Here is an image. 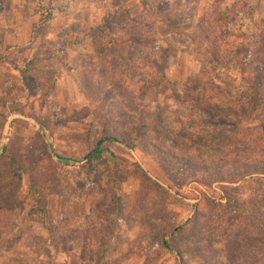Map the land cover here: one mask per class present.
<instances>
[{
	"label": "rangeland",
	"instance_id": "1",
	"mask_svg": "<svg viewBox=\"0 0 264 264\" xmlns=\"http://www.w3.org/2000/svg\"><path fill=\"white\" fill-rule=\"evenodd\" d=\"M214 9L229 73L190 46ZM261 30L264 0H0V264H264Z\"/></svg>",
	"mask_w": 264,
	"mask_h": 264
},
{
	"label": "trees",
	"instance_id": "2",
	"mask_svg": "<svg viewBox=\"0 0 264 264\" xmlns=\"http://www.w3.org/2000/svg\"><path fill=\"white\" fill-rule=\"evenodd\" d=\"M114 3L118 5V2H114ZM218 4H219L218 1L215 2V6ZM146 9L149 11L148 8H146ZM217 11H218V9H216V10L214 9L213 12L211 11L212 12L211 15L203 23L204 28L201 27V29H200V30H202V32H201L202 37H201V40L199 41V44L194 43V44H190V46L199 45L200 50H201V54H202V52H205L204 57H208V58H200L201 65H203V62H206V64L208 66H214V68H213L214 70H223V71L229 73L230 72L229 63L231 62L230 56H232L234 54V52H236L238 50V48H236V45L238 44V42L242 41V38L230 34L228 32L229 30H226L225 28H223V27H225L224 26V23H225L224 19L221 17V15H218L219 12H217ZM124 15H125V17H123ZM121 16L123 18H125V19H123V18L121 19V21L124 23V25L126 22L137 24V21H133L131 16H129L127 13H125V14L122 13ZM226 17H224V18L226 19ZM141 19H142L141 22H143L144 25H146V28L148 26L152 25L150 22H147L146 18L141 17ZM228 19H230V18H228ZM138 21L140 22V20H138ZM146 23H148V24H146ZM105 26H106L105 23H102V24H98L94 27V30L91 33V39L93 41L92 42L93 44L96 43L95 42V41H97L96 38L99 39L101 37V32L105 31ZM120 26L118 25L117 30H114V32L111 29V27H108V30L112 32V36L110 39L111 41H109V42L114 43L112 45L114 47L117 44H119V45L136 44L139 41L138 39H142L143 37H147L148 34L154 36L156 31H157V30H155L154 27H152V28H148L149 32H145V30H144V32H139V33L132 35V34H125L122 30V27H120ZM231 31L234 32L235 30H231ZM103 34H104L103 38H107L105 36L107 34L104 32H103ZM145 34L147 36H145ZM135 35H137V36H135ZM138 35H140V36H138ZM136 37H139V38H136ZM241 37H242V35H241ZM247 41L250 42V40H247ZM245 43H246V40L243 41V44H245ZM256 43H258V49L257 50L264 57V54L261 52V49L264 48V30H261V32L259 33L257 40H256ZM96 45L97 44H95V46ZM109 45H110V43L107 44L106 47L110 48ZM98 46H99V44H98ZM98 46H96V47H98ZM212 48L215 49V51L213 50L214 52L212 51ZM131 59H132L131 56L128 57L129 61H131ZM203 59H207V60H203ZM257 59H258L259 65H258V67L254 68L253 73H258L261 75L262 73H264V58L260 59L259 57H257ZM241 66L244 67L243 69L239 70L240 75H241V79H245V82L247 84L252 85L253 83L251 80L257 79V78L259 81H264V78L258 77L256 74H255L256 75L255 77L252 76V75H254V74H252V72L247 71L244 65L241 64ZM198 78L200 79V77H198ZM188 85H189V83H188ZM109 139L113 141V138H104L97 143L96 147L94 148V150L91 152L90 156L88 157V159L90 161L96 160V159H99L102 157L103 149L101 148V145H102L104 140H109ZM228 156H229V154H228ZM58 159L64 165H74V163H75V161L72 159H67V158H58ZM250 174L264 175V171L263 170L261 172L253 171ZM245 175L246 174H244V178L247 176V175L246 176ZM1 209H3V208H0V210Z\"/></svg>",
	"mask_w": 264,
	"mask_h": 264
},
{
	"label": "crops",
	"instance_id": "3",
	"mask_svg": "<svg viewBox=\"0 0 264 264\" xmlns=\"http://www.w3.org/2000/svg\"><path fill=\"white\" fill-rule=\"evenodd\" d=\"M93 9L94 8H93V6L91 5V3L89 1H85V3H77V4H75L74 14L67 17L68 22L69 23H73V25L74 24H80L81 22H79V19H77L78 18V16H77L78 14L77 13H82V20L85 19V17H86V19H89L88 15L89 14H91V15L93 14V11H94ZM85 12H87L88 15L84 16ZM99 22L100 21H95L94 24H97ZM82 24H84V22H82Z\"/></svg>",
	"mask_w": 264,
	"mask_h": 264
}]
</instances>
